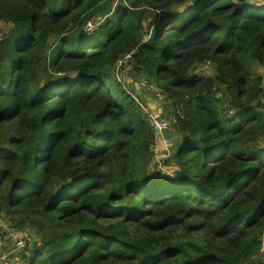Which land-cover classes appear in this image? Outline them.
<instances>
[{"label":"trees","instance_id":"obj_1","mask_svg":"<svg viewBox=\"0 0 264 264\" xmlns=\"http://www.w3.org/2000/svg\"><path fill=\"white\" fill-rule=\"evenodd\" d=\"M260 3L0 0V207L40 235L19 264H264ZM132 51L179 113L163 172L110 70Z\"/></svg>","mask_w":264,"mask_h":264},{"label":"rangeland","instance_id":"obj_2","mask_svg":"<svg viewBox=\"0 0 264 264\" xmlns=\"http://www.w3.org/2000/svg\"><path fill=\"white\" fill-rule=\"evenodd\" d=\"M240 2L241 0H236ZM114 2H122V0H114ZM111 5L108 4L106 6V10L104 13L109 12L111 9H108ZM259 6H264V3H260ZM180 11H184L187 6L185 5H176L175 6ZM103 12L97 14L94 19L98 16L104 15ZM112 16V15H108ZM102 18L106 19V16H102ZM4 29L8 28V25L5 23L2 24ZM56 39L53 37L50 41V45L52 46L53 42ZM136 52V51H135ZM127 61L124 62L121 66L117 64L112 67L111 73L120 82L123 87L131 94L134 98L135 102L141 106L144 112L147 113L148 119L150 120V116L153 113L160 114L165 116L169 123L172 124V128L167 131V136L175 141V138L180 137V134L176 132L175 129V122L178 113V110L172 106L171 100L167 92L161 87V85L155 80V78L149 74L148 71L145 70L142 64H139L135 55L126 59ZM207 64H205L206 66ZM257 72L263 76L264 80V65L257 64ZM202 73L205 74H213V69L209 65L208 67H204L201 70ZM264 84V82H263ZM165 91L166 96L163 99L158 97V91ZM170 157L165 159V162H169ZM161 161V159H160ZM157 164V163H156ZM159 165H155L157 172H163L162 169L156 167ZM151 174H155L156 171L150 170ZM11 223L6 219L5 213L2 212L0 217V255L2 256L3 264H19L21 262V253L22 250L29 251V247L34 244H38L40 241L39 234L35 232L34 228H25L28 231L23 229H14L11 228ZM13 227V226H12ZM17 234H25L28 238V244L23 249H17L14 245L16 238L18 237ZM39 235V236H38ZM5 255L6 257H3Z\"/></svg>","mask_w":264,"mask_h":264},{"label":"built area","instance_id":"obj_3","mask_svg":"<svg viewBox=\"0 0 264 264\" xmlns=\"http://www.w3.org/2000/svg\"><path fill=\"white\" fill-rule=\"evenodd\" d=\"M102 21L103 19L101 20L91 19L84 25L83 30L85 32H93L96 29H98ZM132 55H134L133 51L125 54L124 56L119 58L116 64L118 66H121L124 62L127 61L126 59L132 57ZM165 96H166L165 91H162V90L158 91V97L160 99L165 98ZM149 121L151 122L152 127L155 132V138H154V144H153L154 152L150 159L149 167L155 168L153 166L159 165L156 167L162 169V166H164L165 159L170 157V155L173 152L172 140L167 136V131H169L172 128V124L169 123V121L167 120L165 116H162L160 114H156L153 112L150 116ZM169 173L170 175L171 174L173 175V173L175 174L174 171L169 172ZM1 214L2 212H1V207H0V217H1ZM25 231H28V230H25ZM17 236L18 237L16 238L14 245L17 249L21 250L28 244L29 238L25 234H17ZM3 257H6V256L3 255ZM0 264H3L1 255H0Z\"/></svg>","mask_w":264,"mask_h":264}]
</instances>
